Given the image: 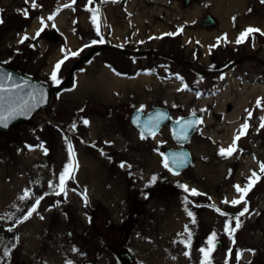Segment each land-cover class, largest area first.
Wrapping results in <instances>:
<instances>
[{
    "label": "rangeland",
    "instance_id": "374dc122",
    "mask_svg": "<svg viewBox=\"0 0 264 264\" xmlns=\"http://www.w3.org/2000/svg\"><path fill=\"white\" fill-rule=\"evenodd\" d=\"M187 1L183 6L182 0H93L90 5L88 0H35L33 8V0H0V63L54 90L30 121L0 131V264H202L200 249L208 247L213 232L219 246L210 264H264V173L259 170L264 128L256 123L264 117V66L243 60L222 71L245 54L264 65V35L253 33L252 47L249 40L240 47L236 43L242 28L264 32V3ZM86 7L99 10L100 35ZM206 13L214 25H201ZM40 18L44 31H56L55 42L44 31L32 38L42 26ZM222 34L226 40H212ZM25 35L29 39L20 43ZM177 59L189 61L194 72ZM61 60L55 84L50 77ZM182 80L185 89L179 88ZM156 105L167 107L172 118L195 112L202 120L185 145L190 164L175 175L163 166L161 153L176 146L168 127L141 139L128 123L135 107L146 111ZM245 121L250 128L237 141V151L221 156L219 150L233 143ZM69 164L76 168L74 178L66 181V194L57 195L59 176ZM254 171L260 179L246 197L249 212L240 218L233 243L225 222L245 205L223 201L238 199L234 185L245 186ZM180 185L202 195L192 196ZM26 190L29 197L21 200ZM40 197L37 211L24 220ZM179 221L176 252L161 256L160 234ZM122 253L129 262H121Z\"/></svg>",
    "mask_w": 264,
    "mask_h": 264
},
{
    "label": "snow or ice",
    "instance_id": "6c2138e0",
    "mask_svg": "<svg viewBox=\"0 0 264 264\" xmlns=\"http://www.w3.org/2000/svg\"><path fill=\"white\" fill-rule=\"evenodd\" d=\"M25 2L27 3L28 0H25ZM92 2H93V0H88L89 5L92 4ZM73 3H75V0H73ZM261 3H264V0H261ZM31 6L33 8L37 7V4L35 3V0H33ZM64 7H71V4H66V5H64ZM86 10L92 13V23L96 26L97 35H100V24H99V19H98L99 10L98 9H94L92 7H86ZM58 12H59V9L57 10V13ZM23 14L27 17L28 11L24 10ZM54 15L55 14L50 15L47 19L48 20H53L54 19ZM40 20H41V25L42 26L36 32L35 37H32L33 39L36 38V37H39L41 32H43L44 28L46 27L44 19L40 18ZM0 23H3L2 19H0ZM182 31H183V29H179L177 33H166V35L173 36V35L179 34V32H182ZM256 32H260L262 35H264V32H262L260 29L249 27L243 33H241L240 37L237 38L236 43L240 44V43L244 42V40L247 37H249L252 33H256ZM28 39H29V37L27 35H25V36H23L21 38L20 43H24V41H26ZM224 39L226 40L227 37L225 36ZM103 42H104L103 37H101L99 43H103ZM92 43L95 44V43H97V41H93ZM85 47H87V45ZM72 55H78V53H72ZM67 58L68 57L66 55L65 59H67ZM63 63H64V60L58 61L56 63V65L54 66V69H53V71L51 73L50 79L55 84H59L60 83V81L58 79V72H59V70L61 68V65ZM7 79H10V77H7ZM6 91H8V89H5L2 86V84H0V94L4 93ZM0 98H2V96H0ZM256 103H257L258 107L262 106L260 99H258ZM12 111H16V110L13 109ZM22 111L23 110H21V113H22ZM10 115H11V112L9 113V116ZM193 116H195V112H193ZM251 116H252V113L249 111L248 112V119H251ZM8 118H9L8 116H5V117L2 118V120H0V123H3L5 127L7 126L6 121H7ZM165 118L166 117L163 114H160L159 117H158V120H162V119H165ZM83 123L85 125H87L89 123V121L84 120ZM176 123L178 125H181L182 132L185 133L183 135V139L186 140L187 139V135H186L187 130L189 128L193 127L197 123H202V120H190V121L185 122V121H183L181 119V120H177ZM72 127L74 129L75 128V124H73ZM153 127H155V125H153ZM248 128H249V124H248L247 121H245V123H243L241 125L240 130L238 131V133L234 137L233 143L227 149L221 148L219 150V154L221 156H224V157L232 156L237 151V141H239L242 136L247 134ZM260 128H264V117H261ZM153 135H154V132H153ZM140 138L141 139L145 138V135H144L143 131L141 132V137ZM68 150H69L70 159H74V153H73V149H72V146H71L70 143L68 145ZM172 163L175 164V165H178V166H183L184 157L183 156H180V157L174 156L172 158ZM120 166L124 167V164H121ZM163 166L165 168H169V159H168V157L164 158ZM75 170H76V168L72 164H69L68 166H66L64 168L63 172L59 176V192L56 193L57 195H60L61 193H65L66 194V192H65L66 181L68 179H73L74 178ZM259 170H260V173H264V163L260 164ZM259 179H260V176L257 174V172L254 171L252 173V175L248 178V183L245 186L242 187L241 185H234L236 192L239 194V198L238 199H233L231 201H228L227 199H225L223 201V203H225V204L231 203L233 206L240 205L242 203L245 205L244 208L242 209V211H240L237 216L228 218L226 220V222H225V226H224L225 227V232L232 239L233 243H235L234 234L241 227L240 218L245 216V214L249 212V208L247 207L246 197H247L248 193L251 191V189L254 187V185L256 184V182ZM153 181H155V177H153ZM49 187H53V185L50 183ZM180 187L183 188L185 192H190V195H192V196L202 195V193H199L196 189H189L186 185H180ZM28 197H29V193L26 190L24 195L21 196L20 199L24 200V199H27ZM41 199H43V197H40V198L36 199L35 204L31 207V209L28 211V213L24 216V218H23L24 220H27L33 213H35L37 211V206L39 205ZM84 200H85V203H87L86 194H84ZM185 200L187 201V198H185ZM215 210L217 212H219L220 215H222V216H226V217L228 216L227 213L222 212L219 208H216ZM187 215L189 217H193V213L191 211H187ZM232 220H235V227L232 226ZM192 223H195L194 217L192 219ZM9 231H11V229H9ZM185 232L187 233L185 246L190 248V246H191V232L188 230L187 226H185ZM16 239L18 240V237ZM216 243H217L216 233L213 232L208 238V241H207L208 247L206 249L205 248H201L200 249L201 253H203V256H204V260L202 261V264H210V255L215 250ZM9 254H10V251L6 250L4 252L5 256H8ZM230 254H231V252H229V255ZM184 255L188 256L189 252H185ZM237 259H239V254H237ZM67 264H72V262L68 261ZM226 264H227V261H226Z\"/></svg>",
    "mask_w": 264,
    "mask_h": 264
},
{
    "label": "water",
    "instance_id": "95a60500",
    "mask_svg": "<svg viewBox=\"0 0 264 264\" xmlns=\"http://www.w3.org/2000/svg\"><path fill=\"white\" fill-rule=\"evenodd\" d=\"M187 2H188L187 0L182 1L184 6L187 4ZM213 22L214 21L211 18V16L209 14H206L201 20V25L210 26L213 24ZM45 36L47 37L49 41L55 42L57 40V35L54 31L46 33ZM71 71H72V68L70 69L68 76L70 75ZM0 72H3L4 74L10 75V76H15L25 81L32 88L31 90L34 91L35 94H37V97L35 98V100L29 101L30 107H27L25 109H20L17 111H12L13 109L16 110V108L13 107L12 110L10 111L11 115L10 116L9 114L6 115L9 117L6 121L7 126L5 127L3 123H0V131H6L10 129L12 125L16 123L30 121L33 115L35 114V112H37L41 108H44L48 104L50 95L53 92V90H50L47 87V85L44 84L43 82L34 80L28 76H25L14 70H11L3 66L2 64H0ZM21 110H23L22 113H21ZM3 111L4 109L0 107V113ZM160 114H163L166 118L162 120H158V117ZM181 119L187 122L190 120H198V117L196 115L193 116V114H188L183 117L171 119L168 109L163 106H154L151 109L146 110V111H142L141 109L135 107L134 109L130 111L129 117H128L129 125L133 127L140 135H141V132L143 131L145 138L153 136V132L154 134L157 133L160 130V128H162L165 125L169 127L170 135L172 139L176 142L177 147L176 148L166 147L163 149L162 154H163V158L168 157L169 159L168 169L169 170L171 169L170 170L171 173H177V172L184 170L186 167H188L191 161L190 153L188 149L185 147V145L189 141L190 136L192 135L196 124L187 130L186 132L187 139L185 140L183 139V135L185 133L182 132L181 128L179 127L176 128L178 125L176 123L177 120H181ZM153 125H155V127H153ZM174 156L184 157L183 166H178L172 163V158ZM218 246H219V243L217 242L215 249L218 248ZM120 260L123 263H127L129 262L130 259L126 253H122L120 255ZM83 264H92V263L84 262Z\"/></svg>",
    "mask_w": 264,
    "mask_h": 264
},
{
    "label": "bare ground",
    "instance_id": "6f19581e",
    "mask_svg": "<svg viewBox=\"0 0 264 264\" xmlns=\"http://www.w3.org/2000/svg\"><path fill=\"white\" fill-rule=\"evenodd\" d=\"M222 1H224L225 3V1L230 0ZM218 4L221 6L223 3L221 2V0H218ZM7 77H10V79H7ZM0 84H2L5 89H8V91L0 94V96H2V98H0V107L4 109V111L0 113V120L2 119V117L9 114L13 107L16 108V111L30 107L29 101L35 100V98L37 97V94H35L34 91L31 90L32 88L28 83L15 76H10L4 74L3 72H0ZM235 105L236 104H234L233 106ZM178 127L181 128V125H177L176 128ZM181 224V221L173 223L171 225L167 224L168 231H165V233L161 231L163 233L160 234V237L162 236L161 256H163V254L165 253L168 255V253L176 252L174 248L175 246L173 244L176 242L174 239L178 236V229L180 228ZM166 232H169V234L167 235Z\"/></svg>",
    "mask_w": 264,
    "mask_h": 264
},
{
    "label": "flooded vegetation",
    "instance_id": "af4514ba",
    "mask_svg": "<svg viewBox=\"0 0 264 264\" xmlns=\"http://www.w3.org/2000/svg\"><path fill=\"white\" fill-rule=\"evenodd\" d=\"M243 44H246V45H248L246 42L244 43H241V44H237L238 45V47H240V46H242ZM214 45H216V44H214ZM237 45H233L232 47H231V49L232 48H234V49H232V51H234V53L236 52V51H238V48H236V46ZM218 46V45H217ZM217 46H215V48L217 47ZM222 47V45H220V48ZM248 55H250V54H248ZM247 54H245L244 56H241V57H239V58H237V59H235L234 61H232V62H228V63H230V64H233V66L231 67V68H234L239 62H241V61H243V60H241V59H243V58H245V57H247L248 56ZM251 57H252V55H251ZM249 61H254L256 64H259V65H261V66H264L262 63H260L259 61H257V60H255V59H250ZM189 62V61H188ZM228 63H226L225 65H227ZM183 63H181V65H182ZM185 67H190V66H188L187 64L185 65V64H183ZM224 65V66H225ZM191 68V67H190ZM189 68V69H190ZM191 72H194L192 69H191ZM197 72H199V71H196V73ZM197 74H199V73H197ZM206 73H204V75H205ZM255 77H258L257 75L255 76ZM262 81V80H261ZM183 82H185V80H183ZM262 103V102H261ZM262 107V106H261ZM261 107H259L260 109H261ZM260 111V110H259ZM248 119V118H247ZM248 120H250V119H248ZM256 123H259V125H257L258 127V129H261L260 128V124H261V119L260 120H257L256 121ZM249 125L251 124V123H248ZM249 129V128H248Z\"/></svg>",
    "mask_w": 264,
    "mask_h": 264
}]
</instances>
